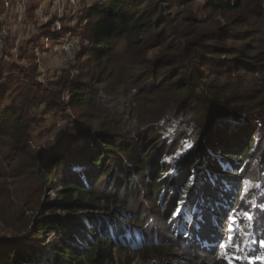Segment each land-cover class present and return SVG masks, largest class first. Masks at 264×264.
<instances>
[{"label":"trees","instance_id":"trees-1","mask_svg":"<svg viewBox=\"0 0 264 264\" xmlns=\"http://www.w3.org/2000/svg\"><path fill=\"white\" fill-rule=\"evenodd\" d=\"M194 1L148 0L146 6L144 0H93L88 9H80L77 3V10L70 9L61 20V33L48 31L50 24L55 29L53 15L40 25V33L52 34L46 43L34 39L38 28L27 29L25 40L13 49L17 57L0 55V181L33 177L41 185L54 182L62 195L60 201L41 203L37 213L24 219L23 224L11 220L16 203L12 207L0 203V230L6 229L0 232V264H117L116 251L129 250L136 232L145 248L135 253L149 251L154 237L146 238L145 225L132 224L136 218L126 205L129 198L138 201L148 189L152 203L155 198L157 204L188 200L182 205L187 213L178 219L177 234L184 235L189 249L198 244L197 240L204 243L203 250L212 252L213 261L228 247L226 237L233 234V221L248 225L249 217L254 215L249 208L264 214V0H209L210 9L217 13L242 15L230 21V31L218 28L199 32L187 24L188 18L177 20L186 24V29H180L171 26L161 12L162 4L177 10ZM248 6H252L253 13L244 16L242 11ZM155 13H159L157 18ZM14 23H10L13 28ZM81 28L83 32L77 37L91 47L73 70L87 73L79 76L82 82L67 86L70 105L81 116L47 146L35 148L34 120L29 114L36 109L37 98L32 86L22 79L19 61L52 47L59 49L65 40L74 37V30ZM125 47L133 53L141 50L145 62L134 66L135 73L116 77L114 60L120 59ZM153 53L154 58L148 61ZM147 64L150 66L143 68ZM166 66L167 73L159 74ZM223 76L240 81L243 78L248 83V87L241 85L246 88L245 95L228 99L217 83ZM54 87L59 94L60 86ZM40 93L38 101L45 102L47 110L60 106L58 95L49 90ZM196 100L203 102L209 120L192 121L191 115H179L193 107ZM108 101L104 111L102 107ZM183 119L195 124L181 125ZM90 120L98 124L99 130L88 129ZM109 121L115 126L108 127ZM129 128L137 129L141 134L138 140L144 143L129 135ZM152 139L154 144L163 141L156 150L165 151L167 157L183 153L176 167L161 165L156 177L149 173L151 148L144 146ZM190 142L192 147L188 148ZM12 143L24 148L29 164L12 167L8 174L1 163L10 166L24 159L18 160L16 154L5 155L16 150ZM3 148L6 153L1 152ZM234 169L235 175L229 174ZM166 171L175 173L173 177L169 174V181L162 185L157 180ZM132 175L142 177L141 183L148 182L142 194L136 191L141 183ZM147 176L156 180L149 182ZM106 177V183L97 184ZM190 177L183 197L181 187ZM254 197L260 201L256 205L251 204ZM193 207L198 211L190 225L186 218ZM259 221L258 231L264 233V218ZM228 222L232 223L231 229ZM220 226L222 232L218 231ZM239 231L233 245L244 237L240 235L245 231ZM187 232L190 235L186 238ZM33 234L39 237L34 244L19 241L30 240ZM49 236L56 238L49 241ZM234 248L238 250L231 252L246 264H256L264 254L262 242L257 251L245 255L249 261L239 254V246Z\"/></svg>","mask_w":264,"mask_h":264},{"label":"rangeland","instance_id":"rangeland-1","mask_svg":"<svg viewBox=\"0 0 264 264\" xmlns=\"http://www.w3.org/2000/svg\"><path fill=\"white\" fill-rule=\"evenodd\" d=\"M49 1L52 0H23L21 5L25 10L23 15V17H25V23L23 22L22 26H19L15 22L13 24L14 28L10 26L11 31L9 30L7 34L8 37L5 36L4 38H0V55L3 54L4 56H8L10 54H15V57H17L18 52L13 51V49L16 47L15 45H17V43H20L22 41V39L25 40V37L28 34L27 29L34 30V28H38L35 30L34 39L40 40L43 44L46 43L47 39L51 37L52 34L50 35V33H40L43 29V27H40V25L49 20H44V18L41 19L43 15L49 12ZM92 1L93 0H91V2ZM99 1L105 0H94V2ZM78 3L80 9L85 5L84 0H78ZM144 3L146 4V6H149L148 0H144ZM208 3L209 0H195L187 6L177 10L171 9L169 7H166L165 4H162L161 12L162 14H165L167 20L169 19L171 26L179 27L180 29H182L186 26V24L182 23V21L178 22L177 20H179L180 18H188L190 22L187 24L194 25V28L198 29L199 32H209L218 28L230 31V21L242 17V15L237 12L217 13L210 9ZM156 7L159 8V6L157 5ZM246 8V11H242L244 16H246L248 13H253L254 9L252 8V6H248ZM17 9V7H14V14H16ZM155 10H158L159 12V9ZM155 14L156 16L154 18H157L159 13ZM261 20H263V18L259 20L257 19V21ZM67 21L68 20L65 21V24L67 23ZM69 26L72 29H75L76 27V25ZM47 27H49L48 31L54 30L58 33H61L63 31L62 25L59 27V29L58 27H54L55 29H52L51 24ZM73 32L74 33L72 34V36L74 37L65 40L63 44H61L59 49H57V47H52L44 52L34 54L33 57L28 56L26 60L19 61V71L24 72L22 73V79L27 86H32V92L33 94H36L37 98L36 100H34L36 109L34 111H30L29 114V116L34 120V125L32 128V139H34V141L32 145L35 148L47 146V142L49 140L53 138L55 139V137L59 135L63 129H66L70 123L74 122V119H77L79 116H81V113L77 109H73L70 105V96L67 86L71 82H82L79 81V76H84V74L87 73V70H83L80 72L74 71L73 68L78 62L82 60L83 56L88 52L91 46L88 45V42H84L81 40V38L77 37L78 34L83 32L82 28L76 29ZM19 33H21L20 37L18 35ZM24 47L27 49L28 45L24 44ZM85 47H87V49L84 50ZM125 49L126 50L121 49L122 51L120 53V59L114 60V63L117 65V71L114 73L116 77L118 75H120V77L126 75L123 73H135L136 70L134 66L136 67L137 64L140 65L145 62L141 50L133 53L129 48L125 47ZM153 58L154 53L153 55H151V57H149L148 61ZM224 59L226 58L222 57L221 60ZM150 65L147 64L143 68H147ZM230 66L233 65L230 64ZM168 69L169 67L166 66L165 68L159 70L158 73H167ZM88 71L91 72L90 70ZM96 73L93 74L96 75ZM217 83L220 86V90L224 92V95L230 100L232 99L233 95H245L246 88H242L241 85H245L246 87H248V83L244 82L243 78L240 81L223 76ZM55 85L60 86L59 94L58 89L54 87ZM48 90L50 92H53L55 96L58 95L57 106H59V104L60 106L57 109L47 110L45 105L46 103L42 100L38 101V98L42 96L40 92H48ZM109 104L110 101H108L107 104L102 107L104 111L107 110V105L109 106ZM203 110V102L201 100H196L194 101L193 107L180 112L179 115L183 116V113L188 114L187 116L191 115L192 117L190 116V118L192 119V121H195V118H197V121L199 120V118L203 121L209 120V118H206L209 113L206 114ZM87 122L89 123L88 129L99 130V127H97L98 124L93 120ZM113 123L114 121H109L108 127L112 128L113 126H115ZM187 124L193 126L195 122L190 123L186 119H183L181 125ZM121 127L116 126V129H119ZM127 133L129 135L133 134V138L136 141L138 140V137L141 136V134L138 133L137 129L135 130L129 128L127 129ZM153 141V139L152 141H147L144 146L146 148H151L152 158L151 165L149 166L151 168V171L149 173L150 176L152 173H154V177H156L155 173H158V168H160L161 165H164L165 167L175 166L178 161L177 158L180 157L181 154H174L171 157H167V154H163L165 151L159 152L158 150H156V147L163 143V141H159L157 144H154ZM139 142L143 141L138 140V143ZM88 143H90V140L88 141ZM12 145L13 147H16L15 143H12ZM139 148H141V145H139ZM1 152L6 153L7 150L3 148L1 149ZM15 154L17 155L19 160L23 159L25 157V155L23 154H27V152L23 147L17 146L15 151L7 152L5 155L13 157ZM28 164L29 161L24 158L21 162L12 163L10 166H8L7 162L1 163V169L9 174L12 172V167L15 168L18 165L24 166ZM156 164H159V167H157L155 170ZM167 169L169 170L170 168ZM174 173L175 172L173 171H166L157 181H161L162 185H165L169 181V174L171 175V177H173ZM229 174L235 175V169L231 173L229 172ZM132 177L135 178L137 183H141L140 179H142V177L136 175H132ZM114 178L117 182L119 181L117 180V173H114ZM146 178H149V182H153L154 180H156L151 179L148 176ZM190 180L191 177L181 187L182 190L180 191V193L183 195V197L186 196L183 189L185 188V185L190 182ZM106 182L107 177L101 178L97 184L102 185ZM147 183V181H144L139 184V187H136V191H139L142 194L146 190ZM191 191L192 190H190V192ZM60 192L61 189L58 188L54 182L46 183V185H41L33 177L15 179V181H10V179L0 181V203H10L11 207L16 203V209L11 214V216L13 217L11 218V220L14 223L19 224H23L24 219H26L28 216H34L37 213L36 210L41 203L60 201L62 199V195L60 194ZM150 192L151 190L149 191L148 189L146 195H144L143 197L139 196L140 198L138 199V201L129 198L126 205L131 208V214L136 218V223L132 222V224H134L135 226L145 225L147 230H143V233L146 238L148 237V240L154 237V244L151 242L153 245L148 247L147 250L149 251L141 254H136L138 250L140 251V249L145 248V245H141V238L136 232L135 239L131 243L129 250L123 249L122 252L116 251L115 261L117 262V264H219V262L221 264H246L242 261H239L236 258V254L231 252L237 249L234 247L239 246V254L243 255L245 261H249L250 258H247L245 255L247 253H253L257 251L260 242H264V233L258 231V222L261 223L259 219L261 220V218H264V214L261 215L259 210L249 208L247 209L249 212L254 211V215L252 217H249L250 223L248 225H242L239 224L240 220L232 222L235 223V225L233 226L235 227V229L232 230V235H229L228 233L229 236L227 235L226 237V245L228 247L225 248L224 252H222L220 256L217 257L218 259H215L213 261L211 258L212 252L203 250V247H205L204 243H200L199 240H197L198 244L194 243L192 245V248L189 249L187 248V243L184 240V235L178 236L177 234L179 233V228L177 227L180 224L178 222V219L181 220L184 217L185 212L187 213V211H185L184 207L180 205L179 202L185 199L179 198L178 200H175L174 203L172 201H164L157 204L156 198L153 203L150 201ZM262 193L263 192H261V194ZM5 197H8V199H6ZM147 200H149L150 202ZM259 202L260 201L258 199H255L254 197V200L251 204L256 205ZM177 207H181L182 212L177 216H173V213L176 212ZM124 208L130 211L129 208ZM169 213H171L170 216H168ZM128 217L129 216L127 215L126 218ZM5 220L8 221L10 219L8 218ZM122 221L126 222L125 220ZM232 223H227V226H230V229L232 228ZM239 230L245 231L244 234L240 235L241 237H244L239 239L237 244L233 245L235 238H237L238 234L240 233ZM218 231L222 232L221 226ZM0 232H6V229L3 228L2 230H0ZM28 234H30L29 231ZM37 238H39L38 235L33 234L30 240L22 238L19 239V241L25 244H34ZM55 238L56 237L54 236H49V241L54 240ZM174 256L176 258H174ZM259 257H261L262 260L257 262L256 264H264V254Z\"/></svg>","mask_w":264,"mask_h":264},{"label":"built area","instance_id":"built-area-1","mask_svg":"<svg viewBox=\"0 0 264 264\" xmlns=\"http://www.w3.org/2000/svg\"><path fill=\"white\" fill-rule=\"evenodd\" d=\"M86 9L91 7L90 0H84ZM1 18H0V38L7 36L10 28V23L13 20L19 26H22V17L24 8L22 7L23 0H0ZM78 0H52L49 1V12L44 17V20L50 19L53 15L56 17L54 27L59 29L61 20L65 17L68 11L72 8L77 10ZM17 7V12L14 14L13 9ZM83 9V8H82ZM76 16V15H75Z\"/></svg>","mask_w":264,"mask_h":264},{"label":"snow or ice","instance_id":"snow-or-ice-1","mask_svg":"<svg viewBox=\"0 0 264 264\" xmlns=\"http://www.w3.org/2000/svg\"><path fill=\"white\" fill-rule=\"evenodd\" d=\"M191 147H192V145L189 144V145H188V148H191ZM181 155H183V153H182ZM177 159H179V157H178ZM213 183H214V181H213ZM186 203H187L186 199H185V200H182V201L179 202L180 205H185ZM191 211H192V214H190V215L186 218V222H187L188 224H190V225L193 223V215H195L196 212H197L198 210H197L195 207H193ZM181 212H182V208H181V207H177L176 212L173 213V216H177V215H179ZM196 227H197V229H198V225H196ZM185 235H186V238H187V236L190 235V233H186ZM262 243H264V242H262Z\"/></svg>","mask_w":264,"mask_h":264},{"label":"crops","instance_id":"crops-1","mask_svg":"<svg viewBox=\"0 0 264 264\" xmlns=\"http://www.w3.org/2000/svg\"><path fill=\"white\" fill-rule=\"evenodd\" d=\"M90 3H91V0H90Z\"/></svg>","mask_w":264,"mask_h":264}]
</instances>
